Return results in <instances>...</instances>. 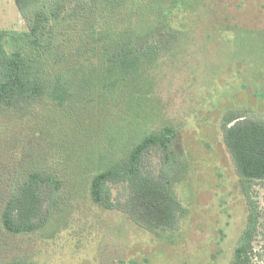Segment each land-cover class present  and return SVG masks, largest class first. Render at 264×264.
<instances>
[{"label":"rangeland","instance_id":"374dc122","mask_svg":"<svg viewBox=\"0 0 264 264\" xmlns=\"http://www.w3.org/2000/svg\"><path fill=\"white\" fill-rule=\"evenodd\" d=\"M91 7L78 16L66 9L69 18L47 37L60 48L42 75L62 70L67 98L60 103L46 91L18 108L0 106V264H231L249 207L223 124L232 113L264 121V0ZM0 30H29L16 0H0ZM118 32L139 37L137 77L145 85L143 102L124 107L100 97L101 66ZM55 54L65 57L63 65L54 64ZM164 129L175 133L173 191L187 215L176 232L151 233L97 204L91 189L112 160ZM164 161L159 150L146 158L155 174ZM42 169L64 181L57 204L45 188L42 226L11 234L2 223L6 202ZM251 195L260 215L251 264H264V183L255 182Z\"/></svg>","mask_w":264,"mask_h":264},{"label":"trees","instance_id":"16d2710c","mask_svg":"<svg viewBox=\"0 0 264 264\" xmlns=\"http://www.w3.org/2000/svg\"><path fill=\"white\" fill-rule=\"evenodd\" d=\"M60 1L16 0L22 17L29 20V30H0V106L18 108L24 102L43 96L46 91L62 103L69 94V77L66 79L62 70L54 73V78L42 75L47 70L45 64L49 57L53 56L51 51L60 48L52 44L48 35L52 37L53 28L61 23L60 20L69 18L65 15L66 9H71V13L78 16L92 10L91 3L119 0ZM116 35L114 40L120 39L114 45L116 50L107 51L106 61L101 66L103 80L100 97L104 96L111 105L116 103L123 107L134 105L136 101L141 103L143 94L139 89L145 87L137 77L141 69V51L134 46L139 37L132 33L124 37L122 32ZM57 38L54 35V40ZM56 56L54 64L63 65L65 57ZM174 134L171 129L149 134L127 155L112 160L93 179V200L108 210L125 212L139 227L151 233L176 232L187 215V209L173 191L175 154L171 146ZM223 138L249 207L247 225L237 242L231 264H251L260 219L257 203L251 194L255 182L264 183V121L232 113L224 119ZM154 150L162 152L166 160L159 174H155L146 163V158ZM46 172L42 169L30 173L7 200L2 223L9 233H29L42 226L45 220V188L52 189L51 199L53 205L55 199L57 204L58 192L63 188L64 181L55 173L54 176L49 172L45 175ZM115 189L118 190L117 197H113ZM123 195L128 197L123 200Z\"/></svg>","mask_w":264,"mask_h":264}]
</instances>
